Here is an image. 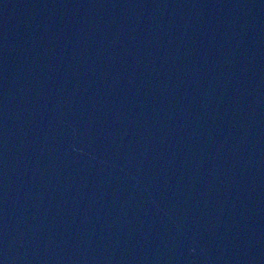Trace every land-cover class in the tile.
Masks as SVG:
<instances>
[{
	"label": "water",
	"instance_id": "1",
	"mask_svg": "<svg viewBox=\"0 0 264 264\" xmlns=\"http://www.w3.org/2000/svg\"><path fill=\"white\" fill-rule=\"evenodd\" d=\"M0 264H264V0H0Z\"/></svg>",
	"mask_w": 264,
	"mask_h": 264
}]
</instances>
